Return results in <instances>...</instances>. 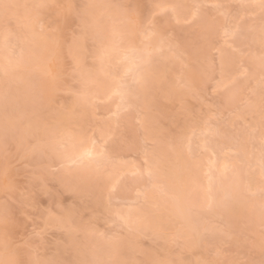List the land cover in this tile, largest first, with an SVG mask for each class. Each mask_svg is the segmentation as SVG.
Here are the masks:
<instances>
[{
    "label": "clouds",
    "instance_id": "9594fccd",
    "mask_svg": "<svg viewBox=\"0 0 264 264\" xmlns=\"http://www.w3.org/2000/svg\"><path fill=\"white\" fill-rule=\"evenodd\" d=\"M156 2L0 0V264L217 260L220 246L206 229L209 223L231 227L236 195L226 199L230 191L221 189L214 197L226 207L208 209L185 179L161 167L152 179L126 177L112 190L120 161L144 169L146 156L155 157L146 140L120 130L106 97L123 49L162 17L155 15ZM38 20L56 27L45 32ZM59 22L65 37L87 33L78 66ZM93 140L104 156L83 157ZM249 189L239 196L258 215L261 259L243 260L264 264L261 194ZM222 259L241 260L226 249Z\"/></svg>",
    "mask_w": 264,
    "mask_h": 264
},
{
    "label": "rangeland",
    "instance_id": "374dc122",
    "mask_svg": "<svg viewBox=\"0 0 264 264\" xmlns=\"http://www.w3.org/2000/svg\"><path fill=\"white\" fill-rule=\"evenodd\" d=\"M33 2L49 4L52 0ZM173 2L179 5L176 15L181 21L191 23L177 24L172 15L162 16L153 34L144 33L136 44L123 49L106 97L110 115L121 104L120 96L112 92L123 82L132 107L120 109V130L146 140L161 168L179 171L203 198L209 175L213 196L221 189L231 191L233 184H238L241 192L246 188L258 192L264 183V18L258 0ZM38 11L44 14L43 9ZM37 23L45 32L56 27L47 20ZM59 23L61 38L70 45L73 38L63 35ZM237 27L236 37L229 39L225 33ZM146 62L158 83L149 94L150 110L142 111L143 102L132 93L136 89L134 74ZM128 69L131 71L125 76ZM221 80L227 87L217 90L216 82ZM141 116L143 126L138 123ZM229 223L231 227L226 229L233 233L231 240L210 232L211 239L238 259H261L258 215L248 200L236 195ZM213 225L209 223L208 228ZM124 255L131 258L127 249Z\"/></svg>",
    "mask_w": 264,
    "mask_h": 264
},
{
    "label": "snow or ice",
    "instance_id": "6c2138e0",
    "mask_svg": "<svg viewBox=\"0 0 264 264\" xmlns=\"http://www.w3.org/2000/svg\"><path fill=\"white\" fill-rule=\"evenodd\" d=\"M156 8L155 15L157 16H165V15H172L176 23L179 24L181 22L183 23H191L190 20H183L181 21L180 17L176 15V8L175 6L168 5L164 2V0H157L156 4L154 5ZM258 6L262 13H264V0H258ZM155 24L152 22H149L148 27L145 29L146 34L151 35L154 33ZM239 32V28L237 27L235 30H233L231 33H225L226 36L229 37V39H234ZM143 33V34H144ZM87 40V33L82 32L80 35L73 37L71 48L73 51L74 59L76 61L77 66L80 63V58L82 54V41ZM261 42L264 44V29H262V36H261ZM262 61H264V57H262ZM186 67V66H185ZM223 67V65H222ZM131 71V69H128L125 71L124 75L127 76L128 72ZM123 80V77H121V81ZM134 82L136 84V89L132 93L136 100L143 102V109L144 110H150L149 105V94L151 91V88H154L156 84L158 83V78L156 77L155 73L151 69V67L146 66L138 69L136 73L134 74ZM221 86L227 87V84L224 83L223 80L216 82V88L217 90H220ZM112 95H119L121 98V104L118 106L117 112L113 114L115 117L116 125L118 126V120H119V114L120 109L123 108L124 111H127L132 105H130L127 101V96L129 95V92L127 90L126 85L121 82L119 83L118 87L112 92ZM108 99H111V96L108 97ZM138 123L143 126V116L138 120ZM103 134L106 137L107 140H110L113 135V130L111 128L105 129ZM92 147L87 148L83 153L82 156L86 158H94L97 155L104 156L103 148L100 149L99 152L95 150V141H91ZM171 150L175 151V146L170 145ZM119 164L121 165V170L119 172L118 177L115 179L114 183L112 184V190L115 191L118 186L121 184V182L126 177H132L137 179H142L143 177L147 176L149 179L154 178L160 171V163L159 159L154 157L151 162L148 161V158L146 156V167L144 169H140L134 165H128L125 161H120ZM225 173L222 171L221 176H224ZM212 177L209 175V185L204 191L207 193L206 196V207L208 209H213L217 207H226V205L221 204L216 201L215 197L211 195L212 192ZM259 192L261 194V205H262V219H264V185H262L259 189ZM241 193V190L239 188L238 184H233L232 189L230 191V195L226 199H231L232 196L239 195ZM249 195L255 196L256 193L251 191L249 189ZM121 219L125 220L127 222V217H121ZM206 231L208 233H215L219 234L221 237H224L226 240H231L233 238V233L231 231H228L226 227L223 224H215L212 226L211 229L207 228ZM262 236H264V230H262ZM262 246H264V238H262ZM224 255V249L223 247H217L215 249V256L217 257V260L213 262H205V264H224V261L222 259ZM230 264H247V261L245 260H239V261H233L230 262Z\"/></svg>",
    "mask_w": 264,
    "mask_h": 264
},
{
    "label": "bare ground",
    "instance_id": "6f19581e",
    "mask_svg": "<svg viewBox=\"0 0 264 264\" xmlns=\"http://www.w3.org/2000/svg\"><path fill=\"white\" fill-rule=\"evenodd\" d=\"M174 174H176L177 176L181 177L182 178V175L180 174L179 171H174Z\"/></svg>",
    "mask_w": 264,
    "mask_h": 264
}]
</instances>
